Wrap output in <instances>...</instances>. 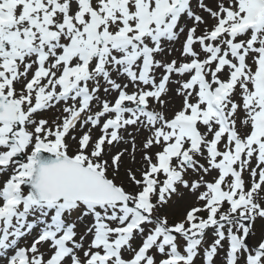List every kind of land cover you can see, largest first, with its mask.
Returning <instances> with one entry per match:
<instances>
[{
	"label": "snow or ice",
	"instance_id": "snow-or-ice-1",
	"mask_svg": "<svg viewBox=\"0 0 264 264\" xmlns=\"http://www.w3.org/2000/svg\"><path fill=\"white\" fill-rule=\"evenodd\" d=\"M257 223L264 0H0V264H264Z\"/></svg>",
	"mask_w": 264,
	"mask_h": 264
},
{
	"label": "rangeland",
	"instance_id": "rangeland-1",
	"mask_svg": "<svg viewBox=\"0 0 264 264\" xmlns=\"http://www.w3.org/2000/svg\"><path fill=\"white\" fill-rule=\"evenodd\" d=\"M57 115L58 114L56 112L51 111L50 114H47V116H45V118L55 119ZM139 159H140V156H139V154H137V161H139ZM185 204H186V201H180L173 208L168 209L167 211L170 215V218L175 219L177 216H179L180 212L184 209ZM262 233H264V225L257 223V225L255 227V236H253L249 240V243L254 244L256 239Z\"/></svg>",
	"mask_w": 264,
	"mask_h": 264
}]
</instances>
